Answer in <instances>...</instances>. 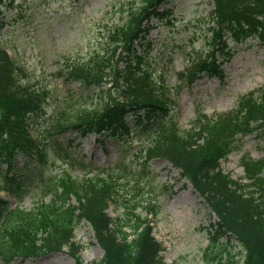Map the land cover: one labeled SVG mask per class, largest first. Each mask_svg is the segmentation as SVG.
I'll list each match as a JSON object with an SVG mask.
<instances>
[{
  "label": "trees",
  "instance_id": "16d2710c",
  "mask_svg": "<svg viewBox=\"0 0 264 264\" xmlns=\"http://www.w3.org/2000/svg\"><path fill=\"white\" fill-rule=\"evenodd\" d=\"M136 1L138 8L119 11L118 21L101 41L100 53L76 63L66 61L54 73L65 86L78 85L77 92L68 90L65 109L55 117L45 110L52 94L30 87L25 69L0 47V192L17 203L11 207L0 198L1 261L66 248L74 263L82 264L73 240L83 221L103 253L91 264H164L151 226L159 207L153 201L143 202L140 184L148 175L149 163L163 159L217 218L204 252L206 264H235L225 246L213 250L223 237L241 246L242 264H264V159L243 155L242 181H233L219 168L238 139L255 131L264 134V83L241 96L229 112L207 116L196 110L189 128L181 130L173 114L175 102L156 88L135 51L150 30L145 22L160 16L159 8L169 0ZM211 2L213 11L206 19L211 52L178 74L185 83H193L202 73L221 77L219 66L232 51L227 40L235 45L246 39L264 43V0ZM2 4L0 0V9ZM114 93L113 101H107ZM93 98L99 103L85 107ZM46 116L50 117L40 121ZM91 135L116 142L134 137L142 144L129 192L124 190L129 185L126 176L133 173L124 160L106 169L73 152L77 139ZM50 157L62 166L54 175L45 170ZM32 193L36 205L26 210L21 203ZM109 207L120 212L110 217Z\"/></svg>",
  "mask_w": 264,
  "mask_h": 264
},
{
  "label": "rangeland",
  "instance_id": "374dc122",
  "mask_svg": "<svg viewBox=\"0 0 264 264\" xmlns=\"http://www.w3.org/2000/svg\"><path fill=\"white\" fill-rule=\"evenodd\" d=\"M2 0L0 9V47L18 66L26 71L25 82L30 87L45 88L52 94L45 110L55 117L65 109L69 91L77 92L78 85L65 86L54 73L67 62H79L99 52L106 33L119 19V11L127 7L138 8L136 0ZM169 14L149 23L151 30L145 42L137 45L136 54L142 57L143 67L148 69L151 81L177 105L178 126L185 130L190 126L196 108L207 115L224 113L233 109L238 98L264 83V45L249 40L241 46H233V55L221 66L222 80L203 76L188 85L177 75L196 61L204 59L210 50L207 34V16L213 11L211 0H172L167 6ZM161 11V10H159ZM120 61L116 62L120 68ZM113 65V67L115 66ZM101 89H105L101 84ZM114 93L107 101L112 102ZM99 103L85 102V107ZM102 103V102H100ZM50 116L41 117L45 121ZM41 126L39 129L43 130ZM32 134V130L28 131ZM67 140V137L63 138ZM127 141V142H125ZM145 142V141H143ZM142 144L137 138L123 142L98 139L91 135L77 139L72 150L86 162L114 169L120 160L131 167L133 174L126 180L129 192L131 182L138 172L137 156ZM247 154L254 160L264 159V134L255 131L241 138L236 148L220 163V169L233 181L242 179L241 157ZM62 166L49 158L45 170L49 175L59 172ZM148 175L141 181L143 202L153 201L159 207L158 216L152 223V236L161 246L160 257L164 264H206L204 252L210 246L209 236L216 229L217 219L207 203L192 189L179 171L162 159L152 160ZM123 194V193H122ZM14 207L17 203L0 192ZM35 194L25 198L21 206L31 210L36 203ZM120 211L107 209L110 217ZM74 242L79 247L82 264L99 261L102 250L94 241L91 227L81 222L74 231ZM225 250L234 257L235 264H242L241 246L232 238L219 239L218 251ZM227 258V255H225ZM0 264H75L68 249L51 252L41 257L18 258Z\"/></svg>",
  "mask_w": 264,
  "mask_h": 264
}]
</instances>
